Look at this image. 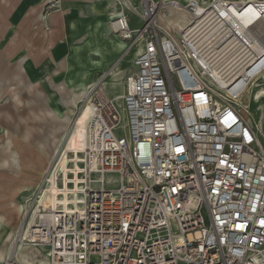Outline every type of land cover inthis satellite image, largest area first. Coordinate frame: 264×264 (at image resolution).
I'll use <instances>...</instances> for the list:
<instances>
[{
    "label": "built area",
    "instance_id": "2783aa9c",
    "mask_svg": "<svg viewBox=\"0 0 264 264\" xmlns=\"http://www.w3.org/2000/svg\"><path fill=\"white\" fill-rule=\"evenodd\" d=\"M230 4L187 6L195 24L179 37L160 28L164 0H141L138 28L123 12L110 20V31L129 49L139 47L137 69L120 99L102 81L90 88L77 187L69 203L46 206L38 194L23 236L46 251L36 264H264L259 130L228 90L230 96L209 85L212 77L189 46L199 48L195 37L202 35L245 68L250 57L264 60L226 22ZM215 25L218 36L204 38Z\"/></svg>",
    "mask_w": 264,
    "mask_h": 264
},
{
    "label": "crops",
    "instance_id": "0c3cea01",
    "mask_svg": "<svg viewBox=\"0 0 264 264\" xmlns=\"http://www.w3.org/2000/svg\"><path fill=\"white\" fill-rule=\"evenodd\" d=\"M54 2L59 4V8L49 11ZM140 5L141 0H0V105H8L10 111V118L6 121L2 119L0 111V129L9 126L14 130L15 134L9 142L15 154H21L16 148L19 143L30 141V138H23V133L17 134L18 127H31L29 118L33 117L28 113L26 117L18 119V111L33 110L34 105L41 106L46 114H42L41 120L33 117L38 120L36 126L43 125L42 121L45 120L48 126H56L60 134L61 122L53 120L46 112L47 107L55 110L49 104L48 91L61 104L62 96L65 95L60 85L62 82L68 83L67 90L80 87L83 83L95 84L101 81L106 88L109 66L121 56L120 63H132L136 71L134 61L138 54L131 57L126 54L129 51L128 42L117 35L118 40L110 36L112 32L109 22L117 13L123 12L128 16L131 27H140ZM84 35L87 39L78 43ZM125 47L128 48L126 52ZM66 72L70 76L67 81ZM51 79L54 80L52 83ZM46 83L49 85L47 88ZM6 94L15 96L9 97ZM16 99H21L25 106L18 109ZM6 137L0 131V144ZM8 170L17 173L20 178L0 176V222L16 231L20 226L18 220H22L17 207L18 198L39 177L24 176L23 172L12 168L9 163ZM62 182L69 188H75L78 184V181H71L65 176Z\"/></svg>",
    "mask_w": 264,
    "mask_h": 264
},
{
    "label": "rangeland",
    "instance_id": "374dc122",
    "mask_svg": "<svg viewBox=\"0 0 264 264\" xmlns=\"http://www.w3.org/2000/svg\"><path fill=\"white\" fill-rule=\"evenodd\" d=\"M51 2L55 0H50ZM167 2V6L163 8V10L160 13V16L163 17V20H159L160 25H162V30L167 34L169 33V28L171 29V35L175 34L177 37H179V31L183 32L188 31L192 26H194L195 23H190L192 17L191 14L186 9L187 3H189V0H185L186 2H183V5H181V8H174L172 6H175L174 2L176 0H164ZM238 1V0H230ZM176 4V3H175ZM59 8V4L57 2L53 3L52 8L49 10H57ZM185 26V27H180ZM199 25H196L194 28H197L196 30H200ZM213 27V26H212ZM180 28H183V31L180 30ZM211 29V28H210ZM208 30L206 34L209 32ZM255 33L258 35V40L261 45L264 46V22L260 23L255 29ZM190 32V31H189ZM164 34V33H163ZM206 34H204V38L206 37ZM111 37L118 40V38L114 34H110ZM202 36V35H201ZM200 35H197L195 37V41L199 45V49L201 53L207 58L209 63L211 64V67L216 69L217 71L222 74L225 79H232L235 72L240 69L245 68V64L238 61L233 54H229L227 52H218L217 48L212 47L211 45H206L202 42V38ZM87 39V36H82L77 42L83 43ZM212 40V39H211ZM125 52L128 51V48L125 47ZM131 50V48L129 49ZM122 58V56H121ZM121 58L116 60L111 66H109V72L106 74L107 80V86L105 90L111 97H120L124 94L127 87V80L128 77L135 72V67L132 63H126L121 64ZM249 61H253V59L250 57ZM67 60L65 63V69H67ZM69 74L66 72V81L69 79ZM209 79V85L214 88L219 93H226V89L219 88L216 86V83L213 79L208 77ZM54 80L51 79V83ZM61 80L60 82H62ZM48 82V81H47ZM93 82H88L87 84H82V86L70 88L67 90L68 83L62 82L60 85L62 86L63 90H65V95L62 96V107L60 104V100L58 98H55L51 92L48 91V97L50 98L49 104L51 107H53L55 110L51 108H46V112L50 114V117L53 118V120H59L62 124L60 129V134L57 133L56 126L54 125H47L46 121L43 120L44 123L41 126H36L38 124V120L34 119L37 118L39 120L42 119V114H46L45 111L41 109V106L37 107L35 106V109L29 110V109H23L21 111L17 112L18 119H22L27 116L28 113H31V115L34 117L29 118V123L31 124V127H27L25 125L18 127L17 134L22 135L23 138H27L30 141L28 143H19L17 145V151L21 154L17 155L15 154L16 151L11 148V143L9 142L10 137L15 134L14 130H11L9 126H3L0 131L1 134L6 135L7 137L4 139L5 141L0 144V176H5L4 178H7L6 176H15L17 178H20L17 173H15L12 170H8V163L12 168H17L18 171L21 173L23 172V175L27 176H34L39 177V180H34V184H32V187L25 192H23L20 197L18 198L17 207L21 216L18 220L19 228L22 226V229L25 228V231H27L28 224L32 220L34 210L36 208L35 199L38 194L41 193V200L45 201V205L47 206L50 203H54L56 200H61L63 203H69L70 200V193L71 190H63L59 182L55 176V170L58 167V161L62 156L64 155V150L60 154V156L56 159L55 162L52 163L54 160V157L56 153L59 151L61 147V143L63 142L66 133L68 132L70 121L75 120V123L82 131L85 133V130L88 126L89 121V111L90 109H85V106H83L85 103L84 101V95L82 92L87 89ZM255 83L256 79H254L247 89L243 92L240 99L236 101V104L240 105L244 111V118L250 122H252L257 129L259 130V139L261 141V144L264 148V100H259L255 106L252 104V96L255 89ZM96 84V83H95ZM95 84H92L91 86H94ZM46 88L49 86L48 83L45 84ZM90 86V87H91ZM92 88V87H91ZM48 90V89H47ZM87 90L90 91L88 88ZM71 92L78 93L80 96L78 97V103L76 107H73L69 103V98ZM9 97L15 96L6 94ZM228 95V94H227ZM230 96V95H228ZM17 107L18 109H21L24 107L25 103L21 99H16ZM55 106L58 107L56 109ZM117 105H122V101L118 100ZM53 110V111H52ZM0 111L2 112V119L8 120L10 118V111L8 105H0ZM57 111V112H56ZM68 111L71 114H68ZM58 113V114H57ZM254 114V116H253ZM15 115V113H14ZM257 116V118H255ZM46 119V118H45ZM252 119V120H251ZM5 120V121H6ZM118 134H124L123 130H118ZM26 152V154H25ZM14 156H17V158H13ZM80 157L83 158V154H80ZM12 158V159H10ZM10 159L8 163L6 160ZM52 163L51 168L46 173V169L48 165ZM81 168L83 167L82 164ZM96 176V175H95ZM4 178L2 180L4 181ZM45 178L43 182V188L39 189V182H41ZM37 179V178H34ZM106 179H117L119 180L118 175H107ZM79 182V180H77ZM76 182V181H75ZM119 183V182H118ZM118 184L112 183L109 185V187H117ZM60 195L62 197H60ZM5 199V197H2ZM2 199V201H3ZM58 202V201H57ZM9 205H7L8 207ZM18 228V230H19ZM10 230L9 228L3 226L2 222H0V264H29L27 262L28 260L24 259H31L32 262H35L38 259H46V251L42 248H37L31 244H29L26 240L23 239V236L16 237L17 231ZM15 238L17 239L16 247L19 249L16 256L9 258V251L12 247V240ZM21 248V250H20ZM8 252V253H7ZM26 255V256H25ZM20 256V258H19ZM28 256V257H27ZM39 256V257H38ZM42 256V257H41ZM36 257V258H35ZM13 258V259H12ZM6 260V261H5ZM183 264V263H181Z\"/></svg>",
    "mask_w": 264,
    "mask_h": 264
},
{
    "label": "bare ground",
    "instance_id": "6f19581e",
    "mask_svg": "<svg viewBox=\"0 0 264 264\" xmlns=\"http://www.w3.org/2000/svg\"><path fill=\"white\" fill-rule=\"evenodd\" d=\"M181 1L186 2L185 0H176V2L172 4L175 5V3L178 2L183 5ZM189 1H190L189 3L186 2L187 3L186 6L195 4L198 7V10L202 11L204 6L209 5L215 0H189ZM224 11L227 13L226 22L231 25L233 24L234 26H236V28L238 29V32L248 41L250 40L251 46L257 52V54L263 56L264 46L260 44L258 40V35L255 33L254 29L260 23L264 22V0L233 1L231 2L230 7H226ZM159 20L164 21L163 17L161 16H159ZM160 28L163 29L162 25H160ZM180 30L183 31V28H180ZM219 33H220V29L218 28V25H215L206 34V37L210 39H214L218 36ZM233 34H235V32H233ZM189 46H190V49L193 50L192 54L194 56L196 63L200 65L202 68H204L210 74V76L216 83V86H218L219 88L228 90L229 93L232 95V98H234L235 102L238 99H240L243 92L247 89L249 84L254 79H256V83H255V89H254L253 96H252V103H253L252 105L255 106V104L259 100H264V60L261 62L252 61V63L248 67L237 70L233 78L227 80L222 74H220L219 71L211 67V64L209 63L207 58L203 55V53H201L198 47L193 45L191 41L189 43ZM138 52H139V47H136L133 50L132 49L129 50L128 53L126 54H128V56L131 57V56L137 55ZM88 88L90 89L91 87H87V89ZM87 89L82 92V94L84 95V100H87L91 94V92ZM79 96L80 95L78 93L71 92L69 103L73 107L77 106V103H78L77 99ZM68 114H71V113L68 111ZM255 118H257V116H255ZM69 123H70V126L68 129V132L66 133L65 138L63 142L61 143V147L59 151L56 153L52 163L56 161V159L60 156V154L64 150L65 156H62L59 159L58 167L55 170V176L59 182L60 187L63 190H71L72 192L74 188L66 187L64 183L62 182V178L63 176H65L71 181L80 180L79 174L82 172L80 164L83 162L82 158L80 157V154L84 153V150H85L84 141H85V136H86V130L84 133L82 129H80V127L76 125L75 120H72ZM52 163L48 165L45 171L46 173L51 168ZM44 180L45 178L41 182H39L40 191L43 188ZM25 233H27V231L25 232V228L22 229V226H21L19 230L17 231L16 237L18 238L20 236H23ZM16 244H17V239L15 240V238H13L12 247H11V250L9 251L10 259L11 257L16 256L17 252L19 251V249H17L16 247ZM25 260H28L27 262H29V264L33 263L31 259L27 258V259H24V261Z\"/></svg>",
    "mask_w": 264,
    "mask_h": 264
}]
</instances>
